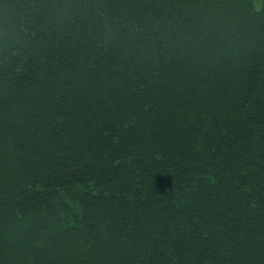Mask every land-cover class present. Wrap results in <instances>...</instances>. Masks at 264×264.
Segmentation results:
<instances>
[{
	"label": "trees",
	"instance_id": "trees-1",
	"mask_svg": "<svg viewBox=\"0 0 264 264\" xmlns=\"http://www.w3.org/2000/svg\"><path fill=\"white\" fill-rule=\"evenodd\" d=\"M0 264H264V0H0Z\"/></svg>",
	"mask_w": 264,
	"mask_h": 264
}]
</instances>
